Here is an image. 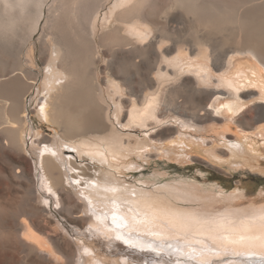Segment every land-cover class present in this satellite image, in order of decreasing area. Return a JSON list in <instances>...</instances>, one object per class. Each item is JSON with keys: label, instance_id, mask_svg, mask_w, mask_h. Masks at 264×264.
<instances>
[{"label": "bare ground", "instance_id": "obj_1", "mask_svg": "<svg viewBox=\"0 0 264 264\" xmlns=\"http://www.w3.org/2000/svg\"><path fill=\"white\" fill-rule=\"evenodd\" d=\"M49 1L0 0V36L2 34L6 36L8 32L16 30L22 24V20L24 21V18L29 16L32 6H36L40 13L39 16H44L42 13ZM58 1L59 5L53 6V8L51 6L49 9L50 14L56 13L53 26L55 31L51 33L53 38L49 41L44 39L42 42L47 71L44 81V97L37 112L48 124L56 125L61 129L66 140L71 142V145L68 144L69 148L77 151L80 155H85L88 160L101 167L95 168L94 173L89 174L87 172L89 168L86 170L77 167L76 163L71 160L72 158L66 161L57 143L48 137L39 142L41 146L45 145L39 152V162L35 161L33 165L32 160L27 157L28 138L31 136V143H34L36 142L34 137L36 138L37 135L33 136L29 127V119L26 114L28 100H25V96L28 90L35 87L36 74L31 68L21 65L22 63L21 67L14 63L10 64L9 54L1 53L0 264H10L17 258L20 261L19 264H107L105 260L109 258L102 259L96 250H92L93 248L90 249L87 246V252L83 254L84 248L77 246L71 240L69 231L60 223V216L66 218L69 224L77 228L91 227L97 234L107 238L109 241L105 242L106 246L111 249V255L117 257L115 264H143L144 259L147 262L151 261L147 264H171L166 258L167 255L171 259L176 257L177 261L183 260L180 264H204L205 261L207 264H264V206L250 205L235 208L237 203L230 202L218 207L215 204L220 200L215 198H220V196L212 194L214 186L201 187L179 182L148 188L124 184L111 171V168L118 170L124 168V165L121 166L116 162L125 158L128 149L121 147L123 141L119 138L114 123L110 118H106V115H109V107L105 106L106 100H104L98 81L97 47L91 39V35L95 33L96 29V15L105 0L82 1L80 7L86 10V15L78 19V36L75 38L77 41L75 43L72 42L68 30L69 25L65 24V16L71 9L70 6L78 4L70 2V0ZM77 1L75 0V2ZM255 1L258 0H249L248 3ZM171 2V6L169 5L164 10L165 12L172 7L176 9L177 7H186L189 12L195 10L199 16V26L221 22L227 18L231 11L226 4L219 0H171ZM151 5L150 0H136L135 2L122 0L115 6V9L121 8L118 16L120 21L128 24L133 31L139 32L141 19L148 20V17L151 16H149V8L153 7ZM258 6H261V13L258 15L261 16L264 14V3L253 5L251 10ZM259 9L254 13L249 12L246 18L247 23H256V26L253 27V36H251L253 39L250 41H264V17L259 22L256 20L258 16L252 17ZM2 11L4 12L3 17H6L8 22L1 19ZM13 16H16V21L12 20ZM38 24L39 20L32 18L31 33L38 28ZM102 42L110 46L109 50L114 55L119 52L125 55L114 71L110 66H107L104 71L109 76L107 80L112 87L113 94L120 95L123 92L120 82H117L121 81L129 94L133 97L136 96V100L133 101H122L119 98L120 104L116 105L115 116L119 120L122 102L125 108L129 109L125 113L128 123H144L156 113V108L162 97L159 90L166 74L163 75L161 69H157L158 72L153 79L151 88L138 96L130 80L124 75H127L131 69L139 67L135 60L136 57L142 55V48H139L133 39L121 35L119 28L108 33ZM246 44L235 50L233 54H229L224 62L229 76L223 80V84L232 90L236 103L239 102L237 100L242 88L259 87L264 93V72L262 67L254 62L257 59L264 66V52L262 48L259 49L250 43ZM202 48L203 46L199 45L198 50L205 54L203 59L208 60L210 58L208 50ZM186 55L183 51H179V55L169 62L174 68H178L177 64H180ZM110 56L114 57L111 54ZM160 57L163 58L162 53H160ZM32 65L34 64L32 63ZM180 66L183 65L180 64ZM199 69V72H204L205 77L202 80L198 79L199 83L206 84V80L209 79V68L199 66ZM246 69L255 70L252 74L253 78L247 74ZM17 71L21 73L13 75ZM128 75L127 77H129ZM31 80L33 82L30 83ZM214 95L217 96L213 102L211 101V108L216 109L215 112L237 113L242 110L241 101L238 106H233L231 101L226 104L222 102L223 106L219 108L218 105L223 95L217 92ZM138 103L142 108H139ZM174 106L176 107L175 104ZM211 110L207 109L205 118L201 119L216 118ZM161 112V117H164L166 114L163 115V113L165 112L163 110ZM107 120L109 122L111 120V122L108 123ZM92 137L100 143L91 142L89 138L92 139ZM208 154L216 157L213 150H208ZM232 154L233 159L239 161L244 167L250 166L251 158L246 153L238 151L232 152ZM126 167L137 168L133 165ZM150 186H156V184H150ZM44 188L49 191L50 198L47 197L46 190L42 191ZM78 189L82 192L77 193ZM111 189H116V191L113 192ZM8 194L20 196L17 208L9 206ZM237 197L239 201L243 195ZM222 198L228 202V198ZM237 199L230 198L229 201ZM46 200H50V203H46ZM141 200L151 207L146 208L143 204L138 203ZM56 202L59 205L58 208L54 207ZM124 205L135 209L137 221L130 222L133 223L141 239H147L149 232L161 231L166 237L165 244L171 243L173 249L179 248L181 251L177 253L166 247L163 250L158 249L159 254H157L147 247H133L147 251L141 252L126 246L123 239L116 240L115 238L120 233L114 229L111 217L114 213L118 216L125 214L122 207H117ZM165 213L193 217L201 221L226 218L229 222L227 232L231 233L229 238L238 239L242 234L246 242L229 245L226 253L201 254L199 252L200 241L207 242L204 236L206 226L192 224L193 235L187 241L179 240L178 242V238H174L175 234L164 228V224L171 220V217ZM154 215L155 218H153ZM185 243L190 246L182 247ZM123 249H127V253L119 252ZM139 254L145 258H137L136 255ZM190 255H195V259H189Z\"/></svg>", "mask_w": 264, "mask_h": 264}, {"label": "rangeland", "instance_id": "obj_2", "mask_svg": "<svg viewBox=\"0 0 264 264\" xmlns=\"http://www.w3.org/2000/svg\"><path fill=\"white\" fill-rule=\"evenodd\" d=\"M66 1L69 0H64V2ZM82 1L70 0V2L78 5L70 6L71 9L65 16V24L69 25L68 30L74 43L78 36V19L86 15V10L80 7ZM121 1L105 0L103 2V6L96 15L95 33L91 35V39L97 47L98 81L104 100H106L105 106L109 107V115H106V118H110L114 123V128L119 133L117 135L123 141L121 147L128 149L125 158L116 162L121 166L124 165V168L120 170L111 168V171L124 184L148 188L179 182L180 184L200 185L201 187L214 186L212 194L220 196V198L215 199L222 202L224 200L222 197L228 198V202L226 200L222 204L217 202L215 206L218 207L230 202L237 203L235 208L250 205L264 206V93L259 87L242 88L237 104L236 99L233 98L232 90L223 84V80L229 76L224 66L229 54H233L235 50L242 48L246 43L253 44L259 49L262 48L264 52V41H250L253 39L251 36H253V27L256 26V23H247L246 19L249 12L254 13L260 8L252 16L253 18L261 13V6L254 10H251V7L255 4L264 3V0L253 3H248L249 0H219L231 9L227 18L221 22H213L209 25L201 24L200 26L198 24L199 16L195 10L189 12L186 7H177V9L172 7L165 12L164 10L169 5L171 6V0H150L153 5L152 8H149V16H151L148 17V20L141 19L139 32L135 30L134 32L128 24L118 19L121 8L115 9V6ZM135 1L133 0V2ZM57 5H59L58 0H56V4L55 0H50L44 7L42 13L44 16H39L40 13L36 6H32L29 16L24 18V21L22 20V24L16 30L8 32L6 36L4 34L0 36V54L7 52L10 64L14 63L18 67L24 65L31 68L36 74L35 87L28 90L25 96V100H28L26 114L29 119V127L31 133L33 132L32 135H37L36 138L34 137L36 141L34 143H31V136H28L27 157L32 160L33 165L35 161L39 162V152L45 145L41 146L39 142L48 137L57 143L66 161L72 158L71 160L76 163L77 167L86 170L92 168L91 171L88 170L87 172L93 174L95 168L101 166L88 160L85 155H80L77 151L69 148L68 144L71 145V142L66 140L61 129L56 125L48 124L37 112V108L44 97V81L47 71L45 69V53L42 52V42L44 39L49 41L53 38L51 33L55 31L53 26L56 13L50 14L49 9L51 6L53 8ZM3 16L4 12L2 11L1 19L8 22ZM263 17L264 14L258 16L257 22L261 21ZM32 18L39 20V26L31 33ZM12 20L16 21V16H13ZM118 28L121 35L133 39L137 46L142 48V55L136 57L135 60L139 67L127 72L130 78L126 74L124 75L130 80L138 96L151 88L159 69L164 73L163 75L166 74L159 90L162 97L156 108V113L142 124L128 123V119H125V113L129 109L125 108L122 102L120 117L119 120L117 119L115 110L116 105L120 104L119 98L122 101H133L136 100V96H131L121 81L117 82H120L123 92L120 95H114L112 87L108 84L107 78L109 79V76L104 73L107 66H110L111 70L114 71L125 56L121 52L114 55L109 50L110 46L102 42L108 33L116 31ZM199 45L208 50L210 55L208 60L203 59L205 54L198 50ZM179 51H183L187 55L180 62L183 66L177 64L178 68H174L169 61L178 56ZM160 53L163 54V58L160 57ZM80 59L82 60L81 57ZM254 62L259 64L264 72V66L257 59ZM199 66L209 68V79L206 80V84L199 83L198 79L205 78L204 72H199ZM254 71L246 69L247 74L252 78ZM20 73L17 71L13 75ZM216 92L223 95L218 105L219 108L223 106L222 102L226 104V102L231 101L233 106H238L241 101L242 110L237 113L215 112L216 109L211 108V104L217 96L214 95ZM138 104L139 108H142L141 104ZM207 109H212L211 111L214 112L216 118L202 120L203 117L205 118ZM162 110L165 112L163 115L166 114L164 117H161ZM107 122L110 123L108 120ZM93 138H89L91 142L100 143ZM208 150H213L216 157L209 156ZM238 151H243L251 158L249 167H244L239 161L233 159L232 152ZM127 165H133L137 168L126 167ZM148 183L156 184V186H150ZM45 190L44 188L42 191ZM45 192L50 198L49 191L46 190ZM81 192L82 190H77V193ZM239 195H243V197L238 201L237 196ZM8 197L9 206L17 208L20 196L14 194ZM212 197L214 198V196ZM230 198L237 200L229 201ZM46 203H50V200H46ZM57 204L56 202L55 208H58L59 205ZM59 218L61 225H64L69 231L71 240L77 246L84 248L83 254H86V247L88 246L90 249L96 250L102 259L104 257L105 259L109 258L104 259L105 263H116L117 257L111 255V249H108L105 244L109 241L107 238L97 234L91 227L77 228L69 224L66 218L62 216ZM89 228L90 230H88ZM133 249L141 251L137 248ZM127 251V249H123L119 252L127 253ZM136 257L145 258L142 254L136 255ZM166 258L171 264H180L183 261H177L176 257L171 259L168 255ZM145 260L143 264L151 263V261ZM17 261H19L18 258L10 264H19L20 261Z\"/></svg>", "mask_w": 264, "mask_h": 264}, {"label": "snow or ice", "instance_id": "obj_3", "mask_svg": "<svg viewBox=\"0 0 264 264\" xmlns=\"http://www.w3.org/2000/svg\"><path fill=\"white\" fill-rule=\"evenodd\" d=\"M111 191H116V189H111ZM138 203L143 204L144 207L150 208L151 206L144 202L143 200L138 201ZM118 208L122 207L125 214L116 215L115 213L111 217V223L115 230L120 234L117 235L116 239H123L124 243L129 247H147L153 252H159L158 249L163 250L166 247L173 249L171 243L165 244V234L161 231H153L147 234V239H141L139 233L136 232L133 223L130 221H137V215L135 214V209L130 206H117ZM171 217L170 222L164 224V228L168 232L174 233L175 237L179 240L187 241L193 232L191 231L192 224H200L206 226V233H204L205 240L200 241L201 247L199 252L216 254L217 252L228 251L229 245H239L244 244L246 239L244 235H240L238 239H230L231 233L227 232V227L229 222L226 218H221L219 220H198L193 217H186L175 214H168ZM155 218V215L153 216ZM131 229V230H129ZM187 243L183 244L182 247H189ZM174 252L179 253L181 250L179 248L173 249ZM189 259H195V255H190ZM207 264V261L204 262Z\"/></svg>", "mask_w": 264, "mask_h": 264}]
</instances>
